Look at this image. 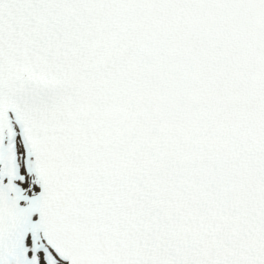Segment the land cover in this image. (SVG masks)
<instances>
[{"label": "snow or ice", "instance_id": "snow-or-ice-1", "mask_svg": "<svg viewBox=\"0 0 264 264\" xmlns=\"http://www.w3.org/2000/svg\"><path fill=\"white\" fill-rule=\"evenodd\" d=\"M0 264H264V0H0Z\"/></svg>", "mask_w": 264, "mask_h": 264}]
</instances>
